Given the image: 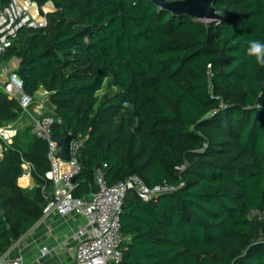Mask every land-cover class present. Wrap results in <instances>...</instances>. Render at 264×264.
Returning <instances> with one entry per match:
<instances>
[{
  "label": "trees",
  "instance_id": "trees-1",
  "mask_svg": "<svg viewBox=\"0 0 264 264\" xmlns=\"http://www.w3.org/2000/svg\"><path fill=\"white\" fill-rule=\"evenodd\" d=\"M52 1L47 25L20 30L0 63L17 57L25 91H49L55 135L82 134L74 195L99 189L104 163L109 184L184 182L149 202L128 192L120 264H264V67L246 55L264 42V0H214L210 22L157 0ZM20 110L0 89V124ZM24 158L32 188L18 183ZM50 167L30 123L1 142L0 254L43 217Z\"/></svg>",
  "mask_w": 264,
  "mask_h": 264
},
{
  "label": "built area",
  "instance_id": "built-area-1",
  "mask_svg": "<svg viewBox=\"0 0 264 264\" xmlns=\"http://www.w3.org/2000/svg\"><path fill=\"white\" fill-rule=\"evenodd\" d=\"M54 9L52 0L44 4L37 0H10L4 7H0V55L12 46L20 30L46 26V14ZM19 67L20 64L10 61L0 63V89L18 102L21 108L19 118L27 117L32 132L48 144L51 167L46 176L52 181L53 190L50 193L46 192V188L44 190L47 203L43 209V217L56 211L62 215L77 213L85 219L84 226L78 231L75 259L69 264H120L129 239L122 231L121 222L128 192L134 190L142 200L149 202L165 193L175 192L184 182L176 185L164 180L150 186L137 173H132L125 179L109 184L104 170L107 163H104L96 169L99 189L89 195L75 196V179L82 170L77 153L84 138L81 133L74 135L71 141V158L67 160L61 157L62 147L54 137L53 127L56 123H61L62 118L36 108L35 97L24 89V79L18 72ZM17 132L18 128L11 122L0 124V144L2 141L10 143ZM23 167V176H33V162L24 158ZM185 167L186 165H182L178 168ZM12 246L0 254V264H36L21 255L13 257ZM41 251L46 254L49 249L43 246Z\"/></svg>",
  "mask_w": 264,
  "mask_h": 264
},
{
  "label": "crops",
  "instance_id": "crops-1",
  "mask_svg": "<svg viewBox=\"0 0 264 264\" xmlns=\"http://www.w3.org/2000/svg\"><path fill=\"white\" fill-rule=\"evenodd\" d=\"M14 58L17 57L11 60ZM14 63L19 64V59ZM35 99L36 108L46 113L55 107L50 102L49 91L40 90ZM24 118L28 120L27 117ZM11 123L17 127L16 122ZM18 183L25 188H32L36 184L33 176L28 175L20 176ZM84 224L85 219L80 214L62 215L53 211L40 218L31 229L21 235L13 244L11 255H21L36 264H69L75 259L78 231ZM43 246L49 249L46 254L41 251Z\"/></svg>",
  "mask_w": 264,
  "mask_h": 264
},
{
  "label": "water",
  "instance_id": "water-1",
  "mask_svg": "<svg viewBox=\"0 0 264 264\" xmlns=\"http://www.w3.org/2000/svg\"><path fill=\"white\" fill-rule=\"evenodd\" d=\"M158 3L162 4L173 10L176 13H186L202 20L213 21L219 19L221 15L213 7L214 0H157ZM19 74L25 80L24 67L20 66L18 70ZM62 147L61 157L64 159L71 158V141L74 138V134L67 132L64 137L58 135L54 136Z\"/></svg>",
  "mask_w": 264,
  "mask_h": 264
},
{
  "label": "clouds",
  "instance_id": "clouds-1",
  "mask_svg": "<svg viewBox=\"0 0 264 264\" xmlns=\"http://www.w3.org/2000/svg\"><path fill=\"white\" fill-rule=\"evenodd\" d=\"M246 55L250 58H255V62L264 67V42L257 39H250L247 42ZM125 108L130 107L128 102L124 104Z\"/></svg>",
  "mask_w": 264,
  "mask_h": 264
},
{
  "label": "rangeland",
  "instance_id": "rangeland-1",
  "mask_svg": "<svg viewBox=\"0 0 264 264\" xmlns=\"http://www.w3.org/2000/svg\"><path fill=\"white\" fill-rule=\"evenodd\" d=\"M205 22H208L207 20H204ZM17 61V58H14V59H12L11 60V62H13V64H14V62H16ZM110 90H112V87L111 86H109L108 84H105V86H104V88L100 91V94L101 95H103L104 93H106V92H108V91H110ZM16 124H17V128L19 127H22V126H25L26 124H29V121L27 120V119H25V118H23V119H18L17 121H16ZM255 215H259V216H262V214L259 212V211H257V210H255L254 212H253V214H252V217L253 216H255Z\"/></svg>",
  "mask_w": 264,
  "mask_h": 264
}]
</instances>
